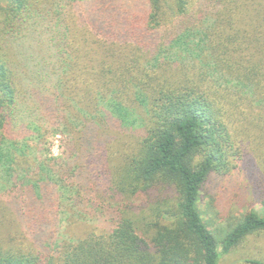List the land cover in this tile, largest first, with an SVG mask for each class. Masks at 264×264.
I'll return each mask as SVG.
<instances>
[{
    "label": "trees",
    "instance_id": "trees-1",
    "mask_svg": "<svg viewBox=\"0 0 264 264\" xmlns=\"http://www.w3.org/2000/svg\"><path fill=\"white\" fill-rule=\"evenodd\" d=\"M47 3L0 0L17 57L0 54V190L21 226L0 264H221L264 234L252 209L220 241L199 206L233 169L236 122L262 120L264 0ZM87 206L109 231L69 237Z\"/></svg>",
    "mask_w": 264,
    "mask_h": 264
},
{
    "label": "rangeland",
    "instance_id": "rangeland-1",
    "mask_svg": "<svg viewBox=\"0 0 264 264\" xmlns=\"http://www.w3.org/2000/svg\"><path fill=\"white\" fill-rule=\"evenodd\" d=\"M45 7H50L47 0H41ZM60 7L66 3H60ZM1 8L4 6H0ZM0 9V27L3 19ZM2 35V33H0ZM0 35V54L3 61H17L16 54L9 41ZM4 61V62H5ZM255 110V109H254ZM255 115L262 117L261 122L253 121L252 125L246 122H236L235 127L240 132L234 155L231 156L232 171L227 175L212 174L201 191L199 200L200 210L209 229L217 236L218 240L225 239V233L230 225L240 220L245 214L255 209H261V200L258 194V183L264 171V111L256 108ZM259 118V117H258ZM53 127L49 126L45 137V147L51 151L52 156L63 155V136L55 135ZM12 186L9 187L11 189ZM90 198L86 195V202ZM12 193L10 190H0V237H9L11 233L21 231L13 210L10 208ZM153 199V198H152ZM148 201L145 197L136 203ZM86 208V207H85ZM88 208V209H87ZM89 223L71 224L73 234L69 237H85L87 233L100 234L109 231L104 214L101 211H92L87 206ZM96 215H101L97 220ZM67 217V215H65ZM106 224V227H104ZM68 222L61 223L59 235L64 234ZM20 226V227H19ZM25 237V236H24ZM221 250V249H220ZM259 262V263H258ZM221 264H264V234L249 237L242 245L222 258Z\"/></svg>",
    "mask_w": 264,
    "mask_h": 264
}]
</instances>
